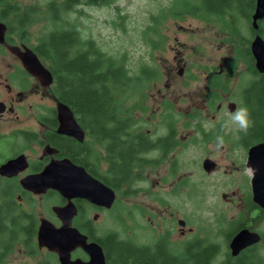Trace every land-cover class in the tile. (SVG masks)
I'll return each mask as SVG.
<instances>
[{"label": "rangeland", "instance_id": "obj_1", "mask_svg": "<svg viewBox=\"0 0 264 264\" xmlns=\"http://www.w3.org/2000/svg\"><path fill=\"white\" fill-rule=\"evenodd\" d=\"M10 1L18 2L22 9L29 6L38 7L41 12L45 9L42 0ZM191 2L196 0H113L110 6H79L75 9L79 13L71 15V19L76 16L81 24L82 38L93 40L107 56L122 62L133 81L143 76V68L157 71L153 80L146 81L141 77L145 82L141 81L134 91L131 90L130 94L128 91L122 100L118 99L124 109L132 112L134 124L131 132L145 134L148 131L152 141L165 137L167 127L164 120L170 114L175 120L176 140L179 142L165 157L161 156V150L144 155L155 163L136 169L141 178L132 179L117 192L113 209L101 212L94 221L95 213H89L95 234L103 237L116 233L120 239L129 238L136 245H147L151 249H155L156 240L162 238L173 254L179 253L180 257L187 258L189 254L184 242L190 238L204 237L208 242L222 246L221 237L215 230L225 228L231 216L241 210V198L251 194L252 177L251 170L247 173L249 169L245 165V156L242 157L243 151L231 144L237 139L238 130L230 121L228 109L223 108L220 112L212 109L208 113L195 109L200 113L198 122H191L186 117L187 113H193L190 111L193 105L201 106L204 83L201 78L191 80L189 77L196 70L188 69L185 76L179 77L178 69L182 64L189 67L191 62L216 66L222 57L230 54L225 46L218 45L210 26L187 14ZM40 16L34 17L24 31H16L13 36L17 46L22 44L31 49L51 27ZM13 56L16 55L0 47L2 80L10 71L8 64H14ZM178 61L182 62L178 64ZM4 94L5 90L3 93L0 91V101H3ZM33 100L50 104L47 100H40L39 96L32 97ZM31 117L25 119L30 120ZM8 119L10 117L0 125V133H6L13 127L6 123ZM221 122L225 123L226 134L230 138L219 146L216 140L203 143L202 132L192 127L198 123L203 130L212 132ZM99 155L98 171L105 173V155L103 151ZM208 156L217 164L211 174L202 167ZM124 190H136V193L124 196ZM232 192H235L234 197ZM43 204V201H37L31 211L36 218L51 221L49 210L54 203L49 206ZM179 220L185 224L181 226ZM261 229H264V224ZM166 232L169 239H165ZM181 232L183 234L180 235ZM35 248L36 253L30 255L16 247L2 264H58L55 253ZM73 257L81 258L78 252ZM222 259L221 252L216 264Z\"/></svg>", "mask_w": 264, "mask_h": 264}, {"label": "flooded vegetation", "instance_id": "obj_2", "mask_svg": "<svg viewBox=\"0 0 264 264\" xmlns=\"http://www.w3.org/2000/svg\"><path fill=\"white\" fill-rule=\"evenodd\" d=\"M259 3L260 0H196V2H191L187 14L202 24L210 26L214 30L218 45L225 46L230 54L222 57L216 66L191 62L189 67L182 64L177 71L178 76L183 77L187 74L188 69L196 70L197 72L189 77L191 80L201 78L204 83L201 106L193 105V108L190 109L193 113L186 114V117L190 116L191 122H198L200 114L198 111L208 113L215 109L220 112L226 108L231 113L241 106L247 107L252 125L247 132L238 130L237 139L231 142L243 151L242 157L245 156V165L249 169L247 173L252 171L247 166L251 148L264 144V67H257L252 54L254 41L259 38L264 42V16L253 22ZM6 35L7 30L5 33L7 46L23 48L22 44L17 46L15 42L9 43ZM0 47L8 50L5 45H0ZM13 60L14 64L10 66L8 64L10 71L7 77L3 80L0 78V91L3 93L5 90L6 93L3 101H0V125L3 124L6 117H10L6 123L13 126L8 132L0 133V166L20 157L23 160V168L18 169L19 171L12 177L0 175V184L12 182L17 185L19 191L16 194V201L25 210L26 206L29 208L26 199L32 203L43 201L45 206L54 203L49 210L51 221L43 217L36 218L33 213L37 222V233L42 218L55 226L61 225L53 208L64 207L68 202L51 189L39 195L23 189L20 181L26 177L40 174L52 162L63 160H68L73 165L83 168L88 175L96 178L95 170L99 168V153L103 151L104 157L107 154L101 147L99 132L91 130L85 123L77 121L75 116L74 118L83 132L82 140L79 141L58 133L59 122L56 107L58 100L53 94L54 76L50 72L53 80L49 86H46L44 80L33 76L24 68L19 57L13 56ZM181 62L178 61V64ZM45 68L48 69L47 66ZM34 96H39L40 100H47L50 104L32 101ZM198 106L199 108H197ZM30 115L33 117L26 120L25 118H29ZM192 127L198 130L202 126L196 123V126ZM207 131L201 128L203 143L215 141L217 136H222L224 140L230 138L226 134L224 122L219 123L215 131ZM145 132V135L150 139L151 137L147 135L148 131ZM158 139L160 138H156V140ZM222 149L223 147L220 146L219 150L222 151ZM152 151H159V148ZM114 152H116L115 148ZM205 160L212 161L210 156L206 157L203 162ZM212 163L215 165L212 171L214 172L217 164L214 161ZM246 188L248 189V186ZM111 189L115 193V201L110 209L95 206L84 199H73L72 203L76 208V214L71 220L72 226L87 236V242H95L101 247L106 264H133L134 259L141 257L143 252H151L154 256L158 255L160 250L158 244L155 249H151L147 245H136L129 238L120 239L118 234L108 233L103 237L95 234L89 213H95L92 217L94 221L101 212L114 208L118 191ZM249 190L251 194L241 198V210L231 216L225 228L215 230V233L221 237V247H219V243L208 242V239L197 236L184 242L191 259L197 260L198 257L203 258L204 255L205 260L207 256L211 257L209 264H216V258L222 252L223 259L217 264H264V229H261L264 224V209L252 200L251 180ZM234 196L235 192H232V197ZM225 197L226 195H223V198ZM242 231L255 234L258 241L233 256L230 247L231 241ZM91 233L93 236L90 235ZM193 240L196 243H192ZM117 241H123L124 245L116 244L117 248L114 247L113 243H118ZM77 252L81 257L79 259L88 261L87 254L79 248L72 253L71 259H77L72 258ZM174 255L180 256L179 253Z\"/></svg>", "mask_w": 264, "mask_h": 264}, {"label": "trees", "instance_id": "obj_3", "mask_svg": "<svg viewBox=\"0 0 264 264\" xmlns=\"http://www.w3.org/2000/svg\"><path fill=\"white\" fill-rule=\"evenodd\" d=\"M42 1L45 3L43 12L38 7L29 6L22 9L18 2L0 0V21L7 27V41L14 43L13 35L16 31H24L33 22L34 17L42 15L40 17L49 22L51 27L35 46H31V49L54 76L53 94L56 99L70 108L77 121L99 132L100 144L107 156L104 157L103 162L105 173H100L97 169L95 176L119 192L132 179L134 181L141 178V175L136 173V169L155 163L147 160L144 155L159 148L162 152L161 156L165 157L179 144L176 140L175 120L170 114H167L164 120L167 127L165 137L152 141L144 133L131 132L134 124L132 112L124 109L122 105L121 100L128 91L129 94L131 90L134 91L141 81L153 80L157 71L143 68L141 70L143 76L133 81L122 62L107 56L98 49L93 40L82 38L81 24L78 23L77 17L71 19V15L79 13L75 9L83 5L110 6L113 0ZM10 19L14 21L9 22ZM119 98L121 100L118 101ZM188 118L191 120L190 116ZM199 131L201 132V127ZM17 191H19L17 185L12 182L0 184V264L16 247L28 251L30 255L36 253L37 222L31 211L35 203L26 199L30 210L23 209L16 201ZM128 191L124 190V196L136 193V190ZM90 235L93 236L92 233ZM165 239H169L168 232ZM163 240L159 238L157 241L160 247L158 255L143 252L141 257L134 259L133 264H209L210 262L211 257L207 256L205 260L204 255L197 260L175 256ZM117 242L113 243L116 248V244L124 245L123 241Z\"/></svg>", "mask_w": 264, "mask_h": 264}, {"label": "water", "instance_id": "obj_4", "mask_svg": "<svg viewBox=\"0 0 264 264\" xmlns=\"http://www.w3.org/2000/svg\"><path fill=\"white\" fill-rule=\"evenodd\" d=\"M264 16V0H260L253 22ZM6 25L0 22V45H5L11 53L20 58L24 68L33 76L44 80V85L52 83L51 73L42 65L37 55L28 47L22 49L14 46H7L5 42ZM252 54L256 60L257 67H264V42L257 38L252 45ZM58 112V133L82 140L83 132L74 119L72 111L61 102L56 101ZM23 160L19 157L13 161L0 166V175L12 177L18 169L23 168ZM247 166L252 169L251 186L252 200L264 209V144L251 148L248 155ZM203 169L206 173L214 170L215 165L210 160L203 162ZM23 189L35 194H43L48 189L56 191L62 198L67 200L64 207H54L53 211L61 221L56 227L46 219H40L36 233V243L39 249L45 248L57 256L58 264H106L101 247L95 242H87V236L80 233L72 226V218L76 214L73 199H84L89 203L110 209L115 201L114 191L96 178L91 177L86 171L73 165L68 160L52 162L44 170L36 175L29 176L20 181ZM181 226L184 222L179 221ZM248 237V238H247ZM250 237V238H249ZM258 238L253 233L242 231L231 241L232 255L249 245L257 242ZM82 249L88 261L79 258L71 259L76 249Z\"/></svg>", "mask_w": 264, "mask_h": 264}, {"label": "clouds", "instance_id": "obj_5", "mask_svg": "<svg viewBox=\"0 0 264 264\" xmlns=\"http://www.w3.org/2000/svg\"><path fill=\"white\" fill-rule=\"evenodd\" d=\"M230 121L235 126V128L241 132H247V130L251 127L252 121L249 117V111L247 107L241 106L237 108L235 111L230 113ZM224 143V139L222 136L216 137L217 146L222 145Z\"/></svg>", "mask_w": 264, "mask_h": 264}]
</instances>
